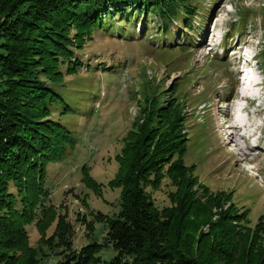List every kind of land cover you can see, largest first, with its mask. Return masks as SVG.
<instances>
[{
	"label": "rangeland",
	"instance_id": "374dc122",
	"mask_svg": "<svg viewBox=\"0 0 264 264\" xmlns=\"http://www.w3.org/2000/svg\"><path fill=\"white\" fill-rule=\"evenodd\" d=\"M187 3L192 15L182 10L169 24L149 9L111 10L105 28L92 31L81 50H75L71 61L79 60L82 67L73 73L67 64L60 66L62 78L52 89L61 100L50 105L49 117L68 131L73 142L63 158L46 163L43 196L26 226L38 264L61 261L52 242L59 217L72 226L75 249L88 240L104 242L107 227L97 215L112 218L119 212L122 188L110 184L120 169L118 159L124 157L126 147L139 141L142 124L149 126L151 120L161 127L175 104L184 116L183 160L195 184L192 193L213 204L225 199L222 210L233 220L234 215L239 217L227 224L233 236L228 239L233 243L238 239L234 264L248 253L252 261L263 256L264 112L256 103H248L247 115H237L235 103L244 99L236 75L237 68L239 74L248 68L243 54L252 55L264 85V0ZM243 17L245 26L238 33ZM250 91L256 95L252 102L264 94L259 87ZM234 115L244 129L239 137L246 143L242 151L235 137L242 130L232 126ZM260 132L262 140L244 139ZM151 145L144 149L150 152ZM175 190L164 169L158 187L146 192L161 210L175 208L169 200ZM11 192L16 191L11 188ZM216 217L194 234V242L205 239L204 244L213 248V243L223 241L215 237L226 232L215 227ZM99 256L101 264H107L114 252L103 249Z\"/></svg>",
	"mask_w": 264,
	"mask_h": 264
},
{
	"label": "trees",
	"instance_id": "16d2710c",
	"mask_svg": "<svg viewBox=\"0 0 264 264\" xmlns=\"http://www.w3.org/2000/svg\"><path fill=\"white\" fill-rule=\"evenodd\" d=\"M185 1L0 0V264H38L26 226L43 196L46 163L63 158L73 142L49 117L50 105L61 100L52 89L62 78L60 66L67 64L73 73L82 67L79 60L71 61L75 50H81L92 31L105 28L111 10L149 9L169 24L182 10L192 15ZM245 17L238 21V33L243 32ZM171 111L161 127L151 120L149 126L142 124L139 141L118 159L120 169L110 184L122 188L119 212L112 218L97 215L107 227L103 243L88 240L75 249L72 226L63 216L57 219L52 242L59 264H101L99 253L107 248L114 252L107 264H234L238 239H228L233 236L227 224L239 217L233 220L222 210L225 199L213 204L192 193L195 184L183 160L184 116L179 104ZM148 144L150 152L144 149ZM164 169L176 188L169 194L175 208L160 210L146 189L158 187ZM186 182L190 188L182 187ZM214 217L215 227L226 230L215 235L223 241L212 248L204 244L202 232L203 241L194 242V234ZM239 259L237 264H264V254L256 261L249 253Z\"/></svg>",
	"mask_w": 264,
	"mask_h": 264
},
{
	"label": "bare ground",
	"instance_id": "6f19581e",
	"mask_svg": "<svg viewBox=\"0 0 264 264\" xmlns=\"http://www.w3.org/2000/svg\"><path fill=\"white\" fill-rule=\"evenodd\" d=\"M239 52V53H238ZM237 52V54H241L242 53V51H238ZM236 54V55H237ZM244 55V54H243ZM243 60H245V58H244V56H243ZM245 62H247L246 60H245ZM239 73H241L240 72V69H238L237 70V72H236V75H238ZM252 80L250 81V84H248V86H247V88L245 89V91H244V93H245V96H247V94L248 95H252L253 93L250 91V89L253 87V86H257L258 84H260V83H258L257 85H255L256 83H257V80L254 78H251ZM255 81V82H254ZM239 92V91H238ZM239 94H240V92H239ZM241 95V94H240ZM242 96L244 97V98H246L243 94H242ZM250 100H252V98L250 99ZM236 110H238V112H242V109H241V106L240 107H238V109H236ZM235 116V115H234ZM234 116L232 117L233 119H232V126H236V125H239V129H241V130H243L242 132L244 133V129H243V126H240V122H238V121H240V120H234ZM237 132V136H235V137H238L237 139H236V142H237V146H239V147H237L238 149H240V151H242L243 149H245V146H243V145H239V142L241 141L240 140V138L239 137H242L243 136V133L241 134L240 133V131L238 132V131H236ZM231 136V139H232V134L230 135ZM245 138H247V136H245ZM243 140V139H242ZM235 146V145H234ZM253 146V145H252ZM236 148V149H237ZM236 151V150H235ZM235 151H232V152H235ZM238 151V150H237Z\"/></svg>",
	"mask_w": 264,
	"mask_h": 264
}]
</instances>
